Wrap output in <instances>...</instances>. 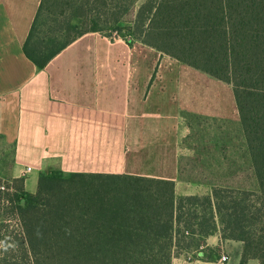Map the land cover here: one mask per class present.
Here are the masks:
<instances>
[{
  "label": "trees",
  "instance_id": "trees-1",
  "mask_svg": "<svg viewBox=\"0 0 264 264\" xmlns=\"http://www.w3.org/2000/svg\"><path fill=\"white\" fill-rule=\"evenodd\" d=\"M136 1L70 0L81 27L61 44L50 37L54 50L45 53L37 28L53 13L41 0L24 52L42 69L78 36L116 25ZM107 13L111 21L101 19ZM62 26L61 34L75 28ZM116 30L231 86L257 188L220 182L218 166L209 193L181 196L171 180L45 166L33 193L22 177L0 180V264H172L183 253L211 262L219 249L205 240L214 234L241 244L239 264H264V0H155L134 33Z\"/></svg>",
  "mask_w": 264,
  "mask_h": 264
},
{
  "label": "crops",
  "instance_id": "crops-1",
  "mask_svg": "<svg viewBox=\"0 0 264 264\" xmlns=\"http://www.w3.org/2000/svg\"><path fill=\"white\" fill-rule=\"evenodd\" d=\"M40 1L0 0V143L10 155L0 180L22 177L25 191L33 193L36 187L27 188L32 173L36 186L38 172L55 166L171 180L176 196L209 193L217 182L209 174L215 165L195 162L191 152L201 139L205 143L206 133H221L216 124H227L243 141L231 86L137 39L100 31L78 36L38 69L23 48ZM37 29L38 38L45 35ZM47 43L44 52L50 53L54 43ZM217 88L229 90L233 101L219 97ZM184 154L190 156L185 165ZM187 166L194 176L185 174ZM219 179L231 182L230 176ZM245 188L256 190V179ZM205 242L218 249L228 244L239 264V242L223 243L217 234ZM180 256L173 259L186 262Z\"/></svg>",
  "mask_w": 264,
  "mask_h": 264
},
{
  "label": "rangeland",
  "instance_id": "rangeland-1",
  "mask_svg": "<svg viewBox=\"0 0 264 264\" xmlns=\"http://www.w3.org/2000/svg\"><path fill=\"white\" fill-rule=\"evenodd\" d=\"M69 1L70 0H57V4L54 2L52 5L53 0H48V5L53 14L51 17H47L46 13L43 12L40 17L41 27L39 30L43 34L47 36L50 35V37L54 38L57 44H61L63 42V39L72 36L73 33L76 34L78 32V27L79 29L81 27L78 22V19H80L81 17V10L75 9L74 5L71 6ZM153 3H155V0H137L133 7L130 8V10L121 18V20L116 25L112 23H101L99 26L100 31L104 34H109L111 29L112 31H114L117 28H123L130 33H134L140 24L145 23L148 9L153 5ZM140 10H143V12H141ZM110 12L115 13V10H112ZM101 19H109L108 21H111L110 19H112V16L109 15V13H107V15L102 14ZM65 22L74 25L75 28H73V30H69L68 32L64 30L60 36V31L58 32L57 29L59 28L60 30V26L63 29L62 24H64ZM87 25H85V27H87ZM49 39L48 42L51 41V39ZM217 94L222 98L228 95L232 100L231 94L229 95V90L225 94L223 89L217 88ZM217 126L218 124H216V128L221 131V133H218L221 137L219 135L215 137V134L209 135L205 132L207 135V139L204 141L205 144H200L198 146L197 144H195L196 140H194V146L199 150H197V152H194L193 149V151L191 152V156L193 157L192 159L195 160V162L199 160L205 163L210 162L214 164L215 167L218 166V176L220 178L223 177V175H227V173H229L230 171L231 182L229 183H231V186H238L241 188L251 187L253 182H255V176L249 162H247L245 147L243 141L241 140L240 134L236 130L229 128L227 124H225L224 126ZM217 129L215 130V133L217 132ZM229 130H231V133H229ZM226 148H228L230 151H223V149L225 150ZM6 154V152H3L0 143V172H3V170L8 168L9 166L10 155H8V157ZM189 157L190 156L184 154V158L182 161L184 165L185 161ZM234 163H236V165ZM197 164L199 163L197 162ZM190 168L191 167L188 166L186 167L185 174L188 176H194L193 174H191V171L193 169ZM213 168L209 169V174H211ZM35 187V174L32 173V177L27 181V188L29 190H34ZM233 252L234 251L231 246H229L228 244H224L219 249V257L222 254H225L228 256V260L225 263L229 262L230 264H234L232 256ZM179 255H182L180 257L186 259V262L183 261L182 264H187V262L189 263L193 262V260H196L194 256L191 257L193 255L192 253H183ZM188 256L191 257V259H187ZM173 260L172 264H178L175 259Z\"/></svg>",
  "mask_w": 264,
  "mask_h": 264
},
{
  "label": "built area",
  "instance_id": "built-area-1",
  "mask_svg": "<svg viewBox=\"0 0 264 264\" xmlns=\"http://www.w3.org/2000/svg\"><path fill=\"white\" fill-rule=\"evenodd\" d=\"M110 37H111L112 39H114V38H117V39H123V40L131 39L130 36H129L127 33H125V32H119V31H117V30L111 31V32H110ZM29 170H30V168L27 167L26 171H29ZM3 188H4V186L1 185V186H0V189H3ZM218 260H219L220 262H226V261L228 260V258H227V256H226L225 254H222V255L219 257Z\"/></svg>",
  "mask_w": 264,
  "mask_h": 264
}]
</instances>
